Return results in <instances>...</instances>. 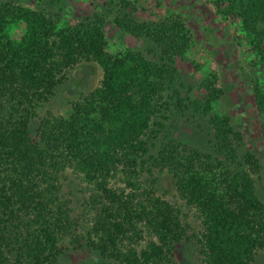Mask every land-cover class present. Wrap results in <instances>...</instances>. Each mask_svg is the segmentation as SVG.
<instances>
[{"label": "trees", "instance_id": "16d2710c", "mask_svg": "<svg viewBox=\"0 0 264 264\" xmlns=\"http://www.w3.org/2000/svg\"><path fill=\"white\" fill-rule=\"evenodd\" d=\"M223 1L216 0L224 14L235 12L258 33L255 48L264 62V0H227L221 8ZM128 5L122 0L114 20L150 39L151 55L110 52L101 14L59 26L42 9L0 0V264H55L66 241L99 252L107 264H176L174 249L188 225L157 192L156 179L143 181L140 171L149 152L144 136L154 122L162 124L159 114L165 117L171 99L178 109L189 106L173 82L191 32L174 14L136 20ZM15 19L25 24L16 39L8 31ZM84 61L101 66L98 84L73 99L67 115H43L31 137L38 105L66 69ZM202 85L204 100L189 102L208 114L222 91L212 80ZM252 89L263 111L256 80ZM210 122L216 154L168 141L150 154L151 165L166 169L177 195L196 210L202 264H250L258 252L264 264V203L254 178L260 159L253 150L238 151L243 132L228 113L210 115ZM67 170L90 190L91 217L81 230L63 193ZM117 176L122 185L113 182Z\"/></svg>", "mask_w": 264, "mask_h": 264}, {"label": "rangeland", "instance_id": "374dc122", "mask_svg": "<svg viewBox=\"0 0 264 264\" xmlns=\"http://www.w3.org/2000/svg\"><path fill=\"white\" fill-rule=\"evenodd\" d=\"M13 1L48 12L57 18L59 26L85 19L93 13L101 14L104 16L106 46L110 52L118 53L132 48L151 55L153 43L150 39L136 35L115 22L114 17L119 14L122 0ZM126 1H130V5L125 10L136 20L150 22L174 14L181 17L190 28V45L183 56L176 57L178 69L173 82V89L185 98L189 106L178 109L175 100L171 99L169 109L163 111L165 117L161 116L162 112L157 117L162 124L154 122L146 132L144 139L149 152L143 157L140 178L149 181L154 177L157 192L181 209L182 218L188 225L186 237L174 249L173 259L176 264H202L200 218L196 210L177 195L170 173L151 165L150 154L156 153L168 141L216 154L210 115L228 113L233 125L243 132L238 151L243 153L247 149L253 150L260 159V170L254 174V178L257 192L264 203V110H258L252 89L256 80L264 92V62L255 48L258 33L246 29L235 12L224 14L216 0ZM221 4V8L227 7L228 1ZM24 28L23 21L12 20L8 26L10 37L18 38ZM260 43L264 45V35ZM101 72V66L95 61H84L66 69L65 77L57 85L54 94L38 105L37 116L30 123L31 137H35L43 115H67L71 109V101L97 85ZM206 80L214 81L222 91L213 101L208 114L189 102L197 98L204 100L206 90L202 81ZM62 181L63 193L71 198L72 213L81 230L91 217L92 207L88 201L90 190L81 176L71 170H67ZM113 182L123 184L118 176ZM61 250L55 264H107V260L99 252L87 246L74 248L73 243L66 241ZM261 259L262 253L258 252L256 259L250 264H261Z\"/></svg>", "mask_w": 264, "mask_h": 264}]
</instances>
